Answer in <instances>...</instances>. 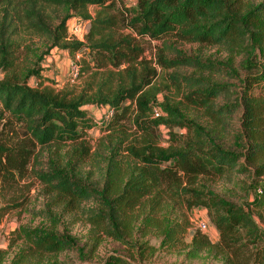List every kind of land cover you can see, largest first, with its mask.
<instances>
[{
    "label": "trees",
    "instance_id": "1",
    "mask_svg": "<svg viewBox=\"0 0 264 264\" xmlns=\"http://www.w3.org/2000/svg\"><path fill=\"white\" fill-rule=\"evenodd\" d=\"M90 5L100 8L95 17L89 13ZM0 6V69L7 74L0 80V189L10 192L19 186L38 147H70L65 166L50 162L48 169L35 170L46 194L52 195L48 210L39 212L50 225L22 228L27 245L11 264H38L37 259L42 261L39 264H59L64 252L75 253L82 264H95L92 259L104 237L129 249L112 252L98 264H144L154 246L131 242L135 230L143 236L160 231L162 247L170 242L174 246L172 241L177 240L178 229L160 213L168 198L188 209L205 208L219 232L215 243L195 234L187 259L208 249L222 258V264H264V0H136L128 15L111 0H0ZM51 7L65 12L54 27L44 9ZM74 15L91 22L86 42L70 39L68 21ZM14 19L50 42L46 51L35 54V68L21 77L9 33ZM124 29L150 40L173 36L221 47L230 57L226 61L160 57L166 69L188 65L202 75L182 81L187 87L183 90L186 108L163 102L166 116L145 121L157 100L155 93L144 89L156 72L143 60L145 49L138 38ZM54 48L84 51L94 56L98 67L118 72L109 71L93 94L89 85L79 96L32 87L28 79L40 77L39 65ZM90 70L85 66L80 75ZM204 70L230 73L237 79L236 88L203 79ZM131 103L138 110L134 124L143 132L139 141H131L126 126L134 113ZM92 105L101 110L107 138L116 150L124 144L127 158L122 168L110 152L101 186L87 182L81 170L91 156L86 136L96 125L87 110ZM191 108L201 110L208 124L190 117L187 109ZM155 126L172 129L168 147L158 143ZM232 174L250 179L242 201L199 184L200 178ZM22 195L11 198L0 212L22 207L27 202ZM88 202L94 206L82 208ZM53 207L65 212L82 209L91 227L86 242L81 244L67 227L60 229L61 216L53 214ZM8 254L0 248V264Z\"/></svg>",
    "mask_w": 264,
    "mask_h": 264
},
{
    "label": "rangeland",
    "instance_id": "2",
    "mask_svg": "<svg viewBox=\"0 0 264 264\" xmlns=\"http://www.w3.org/2000/svg\"><path fill=\"white\" fill-rule=\"evenodd\" d=\"M117 4L119 8L128 13L136 6V0H111ZM50 24L54 27L58 23V19L65 15L64 9H58L56 7L44 8ZM99 7L96 5L89 6V13L92 17H95L99 11ZM3 10L0 6V11ZM14 16V14H11ZM11 15L9 16L11 19ZM74 23L76 26H81L84 30V34L78 35L83 38V41H87V36L91 30V22L84 20L78 15H74L68 21V29L70 24ZM14 30V31H12ZM69 30V36L71 40L78 39ZM125 33H130L132 37L138 38L143 46L144 54L143 60L148 64L149 68L155 70L156 76L152 78V83L145 87L144 91L150 90L156 94V105L154 110L149 115V118H145V121L155 119L161 116H166L163 111V102H169L171 105H179V107L186 108V100H184V77L202 75L197 71L195 67L188 65H181L177 68L166 69L160 64V57H167L173 59L177 57H196L202 60L212 61H226L230 57L229 54L221 47L201 45L197 43L183 42L176 39L173 36H166L160 40H150L148 37L140 38L135 32L124 29ZM10 39L14 42L17 49L18 58L15 61L16 72L21 77L25 72L35 68L37 58L35 54L40 55L46 51L50 45L44 37L37 36L27 30L26 25L19 23L17 19L12 22V28L9 31ZM89 51V49H86ZM238 65V62H236ZM41 68L40 77H33L28 79L29 85L32 87H39L40 89L52 90L55 93L67 92L71 96H79L84 92L87 86H91L92 94L98 89V86L107 77L109 71L117 73L118 70L111 67H98V61L94 56L87 55L84 51L71 53L68 50L62 48L52 49L39 65ZM77 66L78 72L75 73L74 67ZM85 66H90L91 70L85 74L80 75L81 69ZM77 74V75H76ZM17 75V76H18ZM76 75V76H75ZM126 73H124V76ZM7 76L6 72L0 69V80ZM203 79H209L214 82H228L232 89L237 86V79L227 72H211L204 70ZM25 77V75H24ZM202 79V78H200ZM114 84L117 85V78L113 77ZM235 98V95H232ZM182 103V104H181ZM124 104H130L125 102ZM132 104V103H131ZM162 105V106H161ZM132 110L134 113L130 119L126 122L128 133L131 141L142 138L143 132L139 131L134 124L137 106L136 103L132 104ZM89 115L95 121V127L91 129L86 139L91 148V156L87 160L86 164L82 167L84 179L93 186H101L104 176L107 171L108 158L114 153L117 160L121 161L122 168L124 163L127 162L126 152H124V144L122 150H116L114 141L107 138L108 133L103 131V120L101 117V110L97 106H89L87 108ZM109 115H112L110 108H106ZM158 112L156 115L155 112ZM187 113L190 117H195L203 124H208V121L202 114L201 110H195L193 108L187 109ZM109 120V119H108ZM156 136L158 137V143L163 147H168L171 142L170 132L172 129L164 126L156 127ZM173 132H176L174 130ZM180 136L181 130L178 131ZM177 133V132H176ZM184 133V130H183ZM69 144L62 146H48L38 147L29 165L28 174L26 178L21 179L19 186L15 190L7 192L0 189V208L11 203L9 200L13 197H17L21 194L22 200L27 199V202L20 208L10 209L5 213L0 212V248L9 251L7 260L4 264H11L12 258L19 252V250L25 247V238L22 234V228H38L44 225H50V222L39 215L42 210H48L49 203L52 199V195L46 194V187L40 183L36 177L35 170L48 169L50 162H57L59 165L65 166L66 164V152L70 149ZM113 153H110V152ZM98 154L99 156H96ZM230 176V177H229ZM222 178H200L199 184L207 187H211L218 194L235 201H242L245 197V190L250 183V179L243 174H232ZM243 198V199H241ZM174 199H165L163 201V211L160 213L168 218L170 226L178 229L176 236L177 240L175 245H171V242L162 247L163 233L148 232L145 236L139 234L137 230L134 231L133 241L142 242L147 241L154 249L147 252V259L144 264H222V258L216 257L215 252L205 249L200 251L194 258L187 259L186 253H189L192 248L193 239L195 234L200 233L199 237L209 238L213 243L219 239V232L212 224L208 216V211L205 208L188 209L182 205L179 201L175 203ZM94 206L93 203H83L82 208L88 209ZM64 207V206H63ZM78 207L75 212H65L62 207H53V214L61 216L62 225L60 229L67 227L70 233L76 236L81 244L86 242L87 236L90 234V225L87 223L86 215ZM163 217V218H164ZM205 220L209 224V229L206 232H202L197 228L196 223ZM138 224L137 226H139ZM137 229V228H135ZM186 230L183 232V230ZM22 236V237H21ZM124 249L127 251L129 247L124 243L117 242L109 237H104L103 241L94 255L92 262L100 263L112 252L119 251L124 253ZM151 253V254H150ZM150 254V255H149ZM59 264H82L73 252H64L59 257ZM42 263L40 260H36Z\"/></svg>",
    "mask_w": 264,
    "mask_h": 264
},
{
    "label": "built area",
    "instance_id": "3",
    "mask_svg": "<svg viewBox=\"0 0 264 264\" xmlns=\"http://www.w3.org/2000/svg\"><path fill=\"white\" fill-rule=\"evenodd\" d=\"M71 30H72L71 32H72L75 36H77V37H79L78 35H82V36H83V34H84V30L82 29L81 26H76V25H75ZM78 39L81 40V41H83V38H81V37H79ZM77 69H78L77 66H75V67H74L75 73L78 72ZM76 75H77V74H76ZM76 75H75V76H76ZM155 113H156V115H158V112H157V111H156ZM196 225H197V228H198L200 231H202V232H206V231H208V229H209V227H210L209 224H208V222H206L205 220H201V221L197 222Z\"/></svg>",
    "mask_w": 264,
    "mask_h": 264
},
{
    "label": "crops",
    "instance_id": "4",
    "mask_svg": "<svg viewBox=\"0 0 264 264\" xmlns=\"http://www.w3.org/2000/svg\"><path fill=\"white\" fill-rule=\"evenodd\" d=\"M70 25H71V26H70L69 30H71V29L75 26L74 23H72V24H70Z\"/></svg>",
    "mask_w": 264,
    "mask_h": 264
},
{
    "label": "clouds",
    "instance_id": "5",
    "mask_svg": "<svg viewBox=\"0 0 264 264\" xmlns=\"http://www.w3.org/2000/svg\"><path fill=\"white\" fill-rule=\"evenodd\" d=\"M109 115V114H108Z\"/></svg>",
    "mask_w": 264,
    "mask_h": 264
}]
</instances>
